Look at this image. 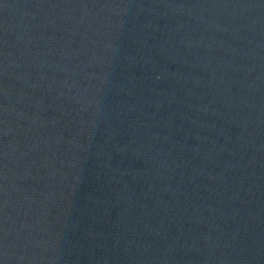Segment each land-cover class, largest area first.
I'll return each instance as SVG.
<instances>
[{
    "label": "water",
    "instance_id": "obj_1",
    "mask_svg": "<svg viewBox=\"0 0 264 264\" xmlns=\"http://www.w3.org/2000/svg\"><path fill=\"white\" fill-rule=\"evenodd\" d=\"M144 264H264V0H17Z\"/></svg>",
    "mask_w": 264,
    "mask_h": 264
}]
</instances>
